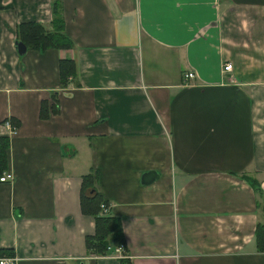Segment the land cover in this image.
<instances>
[{
	"label": "crops",
	"instance_id": "1",
	"mask_svg": "<svg viewBox=\"0 0 264 264\" xmlns=\"http://www.w3.org/2000/svg\"><path fill=\"white\" fill-rule=\"evenodd\" d=\"M62 1L73 47L20 54L18 24L52 29L53 0H0V257L120 264L86 247L92 172L130 264H264L246 180L264 190V0Z\"/></svg>",
	"mask_w": 264,
	"mask_h": 264
},
{
	"label": "trees",
	"instance_id": "2",
	"mask_svg": "<svg viewBox=\"0 0 264 264\" xmlns=\"http://www.w3.org/2000/svg\"><path fill=\"white\" fill-rule=\"evenodd\" d=\"M52 29L46 28L38 21L22 22L17 26L16 39L23 41L28 49L45 51L48 49H69L74 43L65 33V21L63 16V1L53 0ZM76 65L72 59H61L60 76L61 85L65 86L69 77L76 75ZM18 124H16V127ZM10 148L9 136L0 135V177L8 168V151ZM255 192L256 207L261 212L262 220L257 222L254 231V243L258 251H264V190L258 180L247 177ZM81 209L86 215H90L95 221V232L86 236L88 252L96 255H107L112 249L120 244L125 247V238L122 231L121 219L112 215L110 209L106 210L102 205L109 208V202L97 190L95 178L92 172L83 176L81 190ZM2 250V254L5 253ZM13 254V250L8 251ZM120 264L124 260H119Z\"/></svg>",
	"mask_w": 264,
	"mask_h": 264
},
{
	"label": "built area",
	"instance_id": "3",
	"mask_svg": "<svg viewBox=\"0 0 264 264\" xmlns=\"http://www.w3.org/2000/svg\"><path fill=\"white\" fill-rule=\"evenodd\" d=\"M232 69V63L231 62H226L223 65V71H230ZM183 82L186 83L189 81L191 78H194L195 74L193 71L188 70L183 72ZM6 124L10 125L13 129L17 128L14 125L11 124L10 121H6ZM12 125V126H11ZM13 176L12 173L5 171L3 175L0 177V181L5 182V181H10L12 180ZM106 210L109 208L107 206L102 205ZM112 251L115 253V256L118 260H124V263L122 264H130L129 263V256L126 253L125 247L123 244H120L112 249ZM17 259L13 256H1L0 257V264H16Z\"/></svg>",
	"mask_w": 264,
	"mask_h": 264
},
{
	"label": "water",
	"instance_id": "4",
	"mask_svg": "<svg viewBox=\"0 0 264 264\" xmlns=\"http://www.w3.org/2000/svg\"><path fill=\"white\" fill-rule=\"evenodd\" d=\"M16 46L20 54H24L28 49L27 45L23 41H20V40H16ZM156 177H157V174L155 171L153 170L146 171L141 176V183L144 185L149 184Z\"/></svg>",
	"mask_w": 264,
	"mask_h": 264
}]
</instances>
